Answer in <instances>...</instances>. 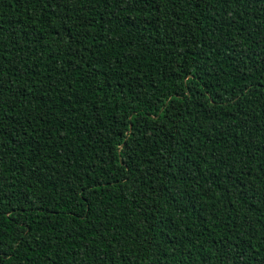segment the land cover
<instances>
[{
  "label": "trees",
  "instance_id": "1",
  "mask_svg": "<svg viewBox=\"0 0 264 264\" xmlns=\"http://www.w3.org/2000/svg\"><path fill=\"white\" fill-rule=\"evenodd\" d=\"M0 264H264V0H0Z\"/></svg>",
  "mask_w": 264,
  "mask_h": 264
}]
</instances>
